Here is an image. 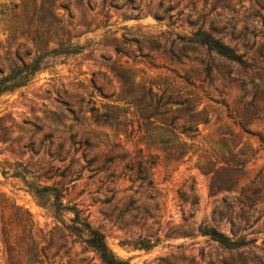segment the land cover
I'll use <instances>...</instances> for the list:
<instances>
[{
    "label": "rangeland",
    "instance_id": "1",
    "mask_svg": "<svg viewBox=\"0 0 264 264\" xmlns=\"http://www.w3.org/2000/svg\"><path fill=\"white\" fill-rule=\"evenodd\" d=\"M36 59L0 94V205L31 213L46 264L104 263L26 181L131 264H264V0H0V77Z\"/></svg>",
    "mask_w": 264,
    "mask_h": 264
},
{
    "label": "trees",
    "instance_id": "2",
    "mask_svg": "<svg viewBox=\"0 0 264 264\" xmlns=\"http://www.w3.org/2000/svg\"><path fill=\"white\" fill-rule=\"evenodd\" d=\"M210 50L230 59L242 63V56L237 54L232 48L214 38L206 32H197L192 39ZM41 70L39 59L23 67H16L7 77H0V94L13 91L15 88L26 85V77L36 74ZM27 73L25 79L21 82L13 83L20 78L22 73ZM25 80V81H24ZM29 191L38 199L43 207H49L54 217L62 224L70 236L75 237L76 241L88 245L100 258L104 264H131L127 260L117 257L109 248L104 235L95 229L88 219L84 217L83 212L77 206L64 204V195L57 186H34L30 185ZM1 207L0 216V242L2 244L3 254L7 264H46L50 245L47 243V235L43 229H40L34 221L31 213L23 207L16 204L11 205V211L7 207ZM67 214H72L68 225L64 218ZM201 233L209 236L212 240L218 242L221 246L233 249L240 247L244 243L234 241L230 237L220 233L216 229L204 227L200 229ZM143 248H150V244H143Z\"/></svg>",
    "mask_w": 264,
    "mask_h": 264
}]
</instances>
